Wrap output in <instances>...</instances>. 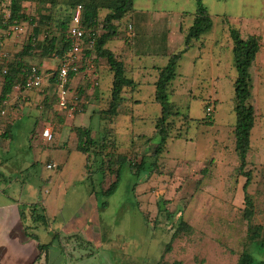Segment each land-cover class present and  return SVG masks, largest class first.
<instances>
[{
  "label": "rangeland",
  "instance_id": "374dc122",
  "mask_svg": "<svg viewBox=\"0 0 264 264\" xmlns=\"http://www.w3.org/2000/svg\"><path fill=\"white\" fill-rule=\"evenodd\" d=\"M201 2L212 19L214 32L218 31L221 21L225 28L224 24L232 26L243 18H264V0ZM134 4L135 7L147 5L165 12L180 13L185 16L186 24L196 10V0H135ZM6 5L0 3V15H4V18L8 16ZM25 7L30 16H37L39 11L46 15L55 14V10L49 7L40 9L38 5L27 3ZM56 25V22L50 21L48 27L51 35L58 37L60 31ZM23 26L21 34L1 33L0 50L9 56L2 68L7 67L15 54L28 44L33 26L26 22ZM222 49L225 50L224 65L220 66L219 81L213 82L210 89L198 88V84L190 79L196 69L191 70L195 51L182 58L180 71L177 68V72H188V79L183 82L184 86L170 85L169 100L179 117L172 119L171 138L157 161V170L147 168L143 175L136 177L127 162L115 193L108 199L101 196L96 199L90 193V182H85V165L94 174L96 158L92 151L87 156L73 150L72 142L74 146L77 144L75 133L68 137H73L67 143L68 149L60 147L55 154L63 164L60 171L48 169L50 163L45 156V152L51 157L54 155L52 144L55 135L63 131L65 120L66 128H70V131L75 132V128L83 126L92 130L94 138L105 136L99 114L106 106L112 82L105 62L96 60L93 53L86 56L93 68L90 77L79 85L85 87L83 94L76 93V89L70 87L82 106V112L72 116L58 113L51 86L45 85L38 91H17L12 105L0 107V125L3 121L5 126H9L13 118L18 117L11 129L0 127V172L7 177L6 182L0 180V188L21 201H31L32 196H49L53 200L54 211L53 214L50 212V225L55 231H60L62 226L72 227L79 221L84 228L88 225L100 227L103 235L106 234V240L115 243L117 251L125 253L123 257L114 256L117 261L122 260L121 264H237L245 247L254 263L264 261V249L256 242L247 240L248 225L243 218L244 178L237 172L239 162L232 135L236 69L231 48L228 49L226 42H223ZM59 61L60 58L53 56L44 61L45 65L40 70L50 74ZM29 62L31 66H37V61ZM84 68L87 69L86 64L80 71ZM95 75L98 76L97 87H93L91 82ZM250 75L249 101L255 108L256 120L250 137L251 150L247 155L248 164L253 166L248 194L254 206L253 227L264 228V72L260 73L259 80L251 70ZM1 86L2 76L0 91ZM37 98L41 99L40 103L36 101ZM208 103L213 109L210 120H207L211 125L201 122L207 116L205 106ZM150 106H147L149 112L152 111ZM153 106L160 115L161 107L158 104ZM37 111H42L43 118L38 117ZM47 125L51 126L53 132L50 143L43 141L41 135ZM111 126L110 135L118 138L121 152L130 153L128 158L132 161L139 162L141 156L150 154L158 142V138L152 136V144L144 148L136 144L130 146L126 136L133 133L131 122H122L117 117ZM2 130L6 133H2ZM58 141L61 143L60 139ZM1 144L5 147L2 148ZM153 161L150 159L148 164ZM113 180L111 175L104 179L93 175L97 192L106 189ZM105 200L107 207L99 209ZM181 221L189 225L190 234L183 232L174 235ZM73 242L78 249L83 244L75 239ZM90 249L94 251V248Z\"/></svg>",
  "mask_w": 264,
  "mask_h": 264
},
{
  "label": "trees",
  "instance_id": "16d2710c",
  "mask_svg": "<svg viewBox=\"0 0 264 264\" xmlns=\"http://www.w3.org/2000/svg\"><path fill=\"white\" fill-rule=\"evenodd\" d=\"M0 3H7L5 12L9 17L4 18L0 15V46L2 43V34L9 32V27L14 23H28L33 26L32 34L28 38V44L22 48L20 52L15 54L12 62L7 66V73L2 74L3 62L0 63V76H2V86L0 91V107L13 92L17 86L22 88L30 69L34 66L30 65L29 60L37 61V67L40 69L45 60L57 56L62 59L69 49V41L66 38V31L70 26L71 15L74 9L80 5L83 9L82 26L87 35L94 33L96 42L92 50H87V55L93 53L96 60L105 62L106 69L112 75V82L109 92V98L106 106L100 111L102 130L105 133L103 138H94L90 128L77 127L75 134L77 137L76 150L84 155H89L92 151L96 158V167L93 171L100 179H104L107 175L114 177L109 186L97 192L93 183V175L86 164L85 182H90V193L104 199L110 198L116 191L122 175L123 167L129 162L131 173L140 177L149 168L157 170V161L161 154L165 151L168 140L171 138L170 131L173 128L172 119L179 117V113L169 100V88L172 81L177 75V68L184 54L190 50L194 43L198 41L204 34L208 33L213 26L212 19L207 9L202 5L201 0H196V10L192 25L184 34L183 47L181 50L172 53L166 65L158 69L157 80L154 83V102L161 107V115L154 122L153 137L158 138V142L153 151L149 155L141 156L139 162L132 161L128 158L130 153H122L120 146L113 136H111V128L116 121L119 110L126 100L125 95L133 92L135 82L127 76L124 63L119 56L107 47L108 42L119 35V29L132 12L134 0H0ZM38 5L40 9L49 7L55 10V14H42L41 11L37 16H30L26 13L25 4ZM56 22V26L60 31L58 37L51 35L49 22ZM226 23V22H224ZM226 27L227 25L224 24ZM228 32L232 44V56L236 69V78L233 82V113L235 116V124L233 125L232 135L234 138V152L239 162L237 167L238 174L244 178L242 185L243 200L245 209L243 210V218L247 221V240L254 241L258 246L264 249V228L253 227V201L248 194V188L252 183L253 166L247 162V155L251 150V132L255 125L256 112L252 103L249 101L251 97V75L250 68L254 65L260 50V39L257 36H249L243 38L238 29L228 26ZM2 68V69H1ZM54 71V70H53ZM52 71V72H53ZM73 75H69V80L73 79ZM85 87L78 86L76 93L83 94ZM57 105V100L55 96ZM209 103L206 104L205 110ZM210 117L206 116L201 122L205 125H211ZM111 126V127H110ZM153 159L152 163L148 161ZM149 166V167H148ZM3 178L0 174V179ZM107 201H102L99 209H105ZM28 214L25 215L24 211ZM21 217L29 221L26 226L28 236L37 240V237L30 233L33 225H46L47 220L45 210L39 204H31L24 206L20 211ZM185 232L190 234L189 225L181 221L174 233ZM174 237V236H173ZM172 237V238H173ZM60 242V238L54 236ZM75 239L82 242L78 236L66 239L70 241ZM40 253L47 248L46 245L38 246ZM169 246L167 247V249ZM237 264H256L252 256L246 252L244 248L239 256ZM257 264H264V261Z\"/></svg>",
  "mask_w": 264,
  "mask_h": 264
},
{
  "label": "crops",
  "instance_id": "0c3cea01",
  "mask_svg": "<svg viewBox=\"0 0 264 264\" xmlns=\"http://www.w3.org/2000/svg\"><path fill=\"white\" fill-rule=\"evenodd\" d=\"M193 19L194 16L186 24L185 16L180 13L165 12L147 5L135 7V4H133V10L122 23L119 35L111 39L107 44V47L116 53L124 63L127 76L136 85L133 92L125 95L126 100L121 106L118 116L122 122H131L133 126V133L130 136H126L130 146L133 145L134 147L136 144L137 147L144 148V146L153 142L154 122L161 115H157L158 110L153 106L156 104L154 102V83L157 80V71L166 65L172 53L182 49L184 34L192 25ZM228 26L230 25L228 24ZM228 26L223 28L221 21L217 28L218 31L214 32L215 26L213 24L212 29L196 41L193 47L184 54L185 56L191 51H195L191 59V70L196 69L193 70L194 72L192 73L194 75L190 79L195 84H198V88L210 89L209 87L213 82L219 81L220 66L224 65L225 50L222 49L223 42H226L228 49L231 48L232 51ZM230 27L240 30L243 38L257 36L260 39V50L256 62L250 68L252 72L256 73V77L259 80V76L261 77L260 73L264 72V18H243ZM181 63L182 59L178 64V71H180ZM44 65L43 63L42 68ZM187 74L188 72L186 71H183L182 74L177 72L171 85L184 86L183 82L188 79ZM87 77H90V74L84 68L80 74L69 81V87L77 89L79 85L85 83ZM95 77L97 78L98 76L95 75ZM17 91V89H13L11 95L4 102L5 105L14 103L12 101H14L13 98ZM39 99H36L38 103L41 101ZM148 105H151V113L147 111ZM58 113L63 114L62 112ZM37 114L39 118H43L42 111H37ZM17 118L15 116L9 126H5L6 124L2 121L0 127L11 129ZM66 127L65 120L63 131L55 135V141L52 144L54 155L51 157L45 152V156L48 158L47 162L55 164V169L58 171L61 170L63 164L55 157L57 149L60 147L68 149L67 143L73 138L70 136L69 139L68 137L75 133ZM5 130H2V133H6ZM217 131L215 130V132ZM59 139L61 143H59ZM117 142L121 149L118 138ZM1 146L2 148L5 147L4 144H1ZM72 148L76 150V145L74 146L73 142ZM1 164L2 162L0 161ZM0 174L3 177L0 180L6 182V175L2 172ZM31 198H33L30 199L31 201H21L16 196H10L6 190L0 188V264L122 263L121 259L117 261V257L114 256L123 257L125 253L121 252V250L117 251L116 244L106 240V234L103 235L100 227L88 225L84 228L79 221L72 227L62 226L60 231H55L50 225L52 221L50 212L51 214L54 213L52 210L53 200L49 196H32ZM40 199L42 200L40 201ZM31 204L42 206L47 220L46 225H33L29 231L37 237L38 241L28 236L26 226L29 225V221L22 218L20 214L24 206ZM24 214L27 215L28 212L25 210ZM54 236L56 238L59 237L61 241L58 242L53 239ZM74 236L82 239L81 243L83 244L79 249L74 245L73 239L70 241L66 240ZM39 245H46L47 248L43 253H40ZM90 248H94V251H91ZM80 250L84 252L81 253Z\"/></svg>",
  "mask_w": 264,
  "mask_h": 264
},
{
  "label": "built area",
  "instance_id": "2783aa9c",
  "mask_svg": "<svg viewBox=\"0 0 264 264\" xmlns=\"http://www.w3.org/2000/svg\"><path fill=\"white\" fill-rule=\"evenodd\" d=\"M82 6L78 5L71 15L70 26L66 31V38L69 41V49L62 59H60L57 68L50 74H44L37 67H32L29 74L22 86L15 87L18 91H38L43 89L45 85L51 86L54 90L57 100V110L65 115L72 116L75 113L82 112V106L78 102L77 96L72 94L69 87V75L77 76L81 73L83 64L87 65L86 71L88 74L92 71V65L87 62V50H92L95 42L96 35L94 33L87 35L82 26ZM9 15L7 16V18ZM24 31L23 24L14 23L9 27V32L12 34H21ZM8 54L0 50V60L7 61ZM7 73V67L2 69V74ZM93 87L98 86L96 77L92 78ZM208 117L211 116L213 109L211 105L205 110ZM3 115L4 112L2 111ZM42 140L50 143L53 140V132L50 125H47L42 130ZM48 169H55V164H48Z\"/></svg>",
  "mask_w": 264,
  "mask_h": 264
}]
</instances>
